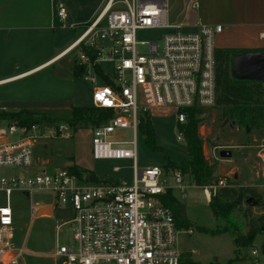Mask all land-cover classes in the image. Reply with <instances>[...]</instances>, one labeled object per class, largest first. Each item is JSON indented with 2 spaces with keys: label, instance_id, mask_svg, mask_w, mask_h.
<instances>
[{
  "label": "built area",
  "instance_id": "built-area-1",
  "mask_svg": "<svg viewBox=\"0 0 264 264\" xmlns=\"http://www.w3.org/2000/svg\"><path fill=\"white\" fill-rule=\"evenodd\" d=\"M67 15L66 7L59 4L60 19ZM183 27L169 22L166 0H109L97 18L84 26L71 49L79 48L84 78L96 84L92 105L110 111L105 122L92 127L93 155L132 161L133 180L92 182L87 174L79 176L67 167L1 177L6 202L0 205V264H23L26 249L16 244L11 194L20 191L29 196L36 189L53 193L49 204L53 209H72V217L56 225L54 255L61 264H181L178 234L182 229L163 196L175 187L169 178L184 191L183 174L165 165L139 167L137 134L142 117L153 109H166L175 114L177 138L184 140L180 125L187 121L186 111L216 105V37L223 26L197 22L195 31H182ZM160 28L174 31L160 41L137 38L140 30ZM139 89L144 106L139 104ZM122 130H131L133 138L123 139ZM70 131L65 122L26 126L0 119V167L37 166V143L69 137ZM226 186L227 179L220 178L202 188L210 199ZM38 209H31L32 216ZM68 224L71 237L59 244V232ZM257 255L253 249L252 256Z\"/></svg>",
  "mask_w": 264,
  "mask_h": 264
},
{
  "label": "rangeland",
  "instance_id": "rangeland-1",
  "mask_svg": "<svg viewBox=\"0 0 264 264\" xmlns=\"http://www.w3.org/2000/svg\"><path fill=\"white\" fill-rule=\"evenodd\" d=\"M168 15L170 23H177L170 10ZM60 27L61 29L56 30L53 36L57 44L66 40L71 42L84 30V27L74 30L70 24ZM173 31L162 28L140 30L137 32V38L147 42L160 41L164 35ZM182 31H195V29L185 26ZM39 38L40 35H38ZM38 41L40 46L36 47L35 44H31L30 39L25 40L22 47L15 50L16 57L13 60L24 63L26 56L35 59L43 55L48 48L50 49V36L49 40L43 44L41 40ZM77 52L79 48L48 69L21 81L0 85V101L4 100L2 104L0 103V109L5 107L9 111H15L29 108L50 113L63 121L71 118L72 106L91 105L92 92L96 84L88 78L72 75V66ZM8 98L17 99V101L7 100ZM139 104L145 105L141 89H139ZM249 108L252 107L249 106ZM234 110L233 107L214 106L198 114V132L203 141V155L208 166L212 168L214 176H221V167L227 166L230 169L229 174L233 173L231 176L227 173L223 174L229 186L238 190L245 186L256 188L260 197L246 195L233 211L232 222L228 223L216 218L203 188L195 183L191 174L181 171L184 191L177 187L174 178H169V183L175 186V194L184 204L186 216L191 222L189 229L192 233H187L189 229H182L178 234V248L183 257L189 254L200 264H228L237 253L231 230L211 234L203 231L202 228L222 230L230 225V229H236L238 226L243 233H246L250 220L264 214V124L253 125L250 120H247L245 125H241L236 118L238 113ZM248 111L255 113L253 108ZM149 116L156 130L157 143L165 149L166 153L155 152L148 148L139 130L137 134L138 166L143 168L153 165L164 166L168 161L167 155L171 161L175 162L188 157L186 142L177 138L179 129L175 114L166 109H153ZM55 123L47 124L52 126ZM121 133L125 140L133 138L131 130H122ZM70 134L69 137L58 136L39 141V145L36 146L38 166L0 167V178L36 174L43 170L42 167L52 171L56 167H68L73 161L81 169L94 172L101 179L118 183L132 182V161L94 158L92 127L84 126L77 131L72 129ZM221 150H231L232 156L220 157ZM114 167H119V170L115 171ZM171 170L177 169L171 168ZM236 174L237 179H235ZM216 182L217 180L210 184ZM220 189L217 190L218 193ZM53 200V193L48 190L36 189L29 196L23 195L20 191H14L11 194L16 244L18 246L24 244L26 248L22 256L23 264H61L60 258L52 256L56 247V225L72 217L71 207L55 208L52 215L48 210L37 212L34 216L31 212L33 207L51 204ZM5 202V192L0 191V205ZM71 228L70 224L61 228L58 236L59 244L69 241ZM253 249L258 250L257 256H252ZM239 255V260L233 264H264V232L255 236L251 246L241 247Z\"/></svg>",
  "mask_w": 264,
  "mask_h": 264
},
{
  "label": "crops",
  "instance_id": "crops-1",
  "mask_svg": "<svg viewBox=\"0 0 264 264\" xmlns=\"http://www.w3.org/2000/svg\"><path fill=\"white\" fill-rule=\"evenodd\" d=\"M108 2L109 0H0V85L21 81L69 56L78 49L71 47L79 36L71 42L66 40L57 44L53 37L56 30L68 24L74 25V30L79 27L82 29L97 18ZM166 2L168 12L170 10L174 21L177 22L174 24L193 29H196L197 22L221 24L223 30L216 37L218 48L264 50V0H166ZM59 4L64 5L68 12L64 21L58 16ZM49 36L51 47L43 55L35 59L26 56L24 63L13 60L16 57L15 50L20 49L25 40L30 39L31 44L39 47L38 40L43 44L49 40ZM7 100L17 101L11 98ZM3 101L2 99L0 103ZM3 108L5 107L0 111ZM223 167L224 165L221 170ZM225 167V173L231 176L233 173L230 175V169ZM221 176L226 178L224 175ZM237 178L236 174L235 179ZM174 188L172 189L175 194ZM207 200L210 202L211 198ZM44 206L50 205H41L39 209ZM52 256L56 257L54 251Z\"/></svg>",
  "mask_w": 264,
  "mask_h": 264
},
{
  "label": "trees",
  "instance_id": "trees-1",
  "mask_svg": "<svg viewBox=\"0 0 264 264\" xmlns=\"http://www.w3.org/2000/svg\"><path fill=\"white\" fill-rule=\"evenodd\" d=\"M82 49V45L80 46ZM250 51H264V50H250V49H230L218 48L216 50V82H217V102L215 106L224 108L233 107L237 112L238 121L241 125H245L247 120H250L253 125L264 124V81H247L239 80L233 77L231 72V60L234 54L250 52ZM73 75L75 77H84V68L79 61L78 56L73 63ZM107 83H111L108 78H105ZM249 106L255 110V113H250ZM72 116L68 120H61L54 117L50 113L33 111L30 109H21L17 111H0V119H7L14 121L20 125L32 126L33 124H47L55 122L67 123L73 131H77L84 126L95 127L105 122L110 111L105 108L95 107L93 105L87 106H72ZM203 109H189L187 110V121L180 125V129L184 134V141L187 146L188 157L182 159L180 162L171 161L167 155L168 161L165 167L168 170L171 168L189 173L193 176L195 183L198 186H204L212 183V181L219 180L222 176H214L213 170L205 161L203 155L202 144L203 141L199 135L198 114ZM139 130L144 136L145 143L148 148L155 152L163 151L165 149L157 143L156 130L153 126L149 114L141 118ZM166 153V152H165ZM73 159V158H72ZM72 173L82 176L87 174L92 182L106 181L99 178L94 172L81 169L74 162L67 167ZM246 195L250 197H260L256 188L246 186L241 189L227 186L222 187L220 192H216L209 202V205L218 219L225 220L230 223L233 218V211L236 209L238 203L242 202ZM163 202L169 207L176 220L179 229H189L191 222L186 216L184 204L175 196L173 189H168L163 196ZM203 231L216 234L222 231L231 230L234 235V243L237 247L236 256L229 261L228 264H233L239 260L240 248L244 246H251L255 240V236L264 232V214L250 220L249 229L243 233L237 226L236 229H230V225L222 230H211L202 228ZM181 264H200L191 258L189 254L182 256ZM217 264V263H212Z\"/></svg>",
  "mask_w": 264,
  "mask_h": 264
},
{
  "label": "water",
  "instance_id": "water-1",
  "mask_svg": "<svg viewBox=\"0 0 264 264\" xmlns=\"http://www.w3.org/2000/svg\"><path fill=\"white\" fill-rule=\"evenodd\" d=\"M231 72L233 77L239 80L247 81H264V51H250L234 54L231 60ZM220 156L228 158L232 156L230 150H221ZM226 172L224 166L221 170L223 175ZM42 210H48L53 214L51 206H45L40 208L38 212Z\"/></svg>",
  "mask_w": 264,
  "mask_h": 264
}]
</instances>
